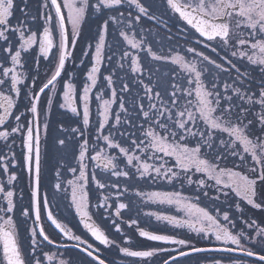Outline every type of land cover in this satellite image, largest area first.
I'll return each instance as SVG.
<instances>
[{
    "label": "snow or ice",
    "instance_id": "1",
    "mask_svg": "<svg viewBox=\"0 0 264 264\" xmlns=\"http://www.w3.org/2000/svg\"><path fill=\"white\" fill-rule=\"evenodd\" d=\"M33 4L0 0V264H117L113 249L128 264H264V0ZM54 106L68 119L53 133ZM49 140L60 156L42 190Z\"/></svg>",
    "mask_w": 264,
    "mask_h": 264
},
{
    "label": "flooded vegetation",
    "instance_id": "2",
    "mask_svg": "<svg viewBox=\"0 0 264 264\" xmlns=\"http://www.w3.org/2000/svg\"><path fill=\"white\" fill-rule=\"evenodd\" d=\"M33 6L35 7V0ZM90 25L91 22H89L88 25H85L83 30H82V37L80 41L78 42V47L76 51V55H79L80 49L83 48L84 44L86 41L90 39V37L93 35L94 32V26H92V29L90 30ZM175 31V29H173ZM203 50V49H201ZM207 54L213 55L215 58V54H212L208 52ZM45 62L42 61L41 63V79H43V72L45 70ZM67 70L68 71H73V66L71 64L67 65ZM22 106V105H21ZM70 115V114H69ZM68 119L67 116H64L60 110L55 109L54 106V111H53V116H52V130L53 133L55 132L56 128V121H64ZM42 150L44 154V163H43V175H42V190H47L50 188L51 184L53 183V174H54V168L57 164V160L59 159L60 154L56 151V149L53 147L51 141L49 140L47 144V148L45 149L44 142L42 141ZM70 178V177H68ZM26 176H21L20 184L21 186H24L26 184ZM170 190V189H168ZM25 191L27 189L25 188ZM26 203V201H25ZM95 203V201H93ZM52 208L54 209V214L57 215L58 218L64 219L67 222L70 223V226L74 228V230L77 232V234L81 235H86L84 233V230L82 229V225L79 223V219L75 214V211L73 208L68 206L67 201H61L59 203V206H57L56 202L54 201L52 203ZM149 210H155V211H174L172 209H166L164 206H152L150 209L145 208L144 211H149ZM250 215L253 217H259L262 215V213L259 210H250L249 212ZM44 216V212L42 209V218ZM125 219L128 217L125 216ZM135 218V214H133V217ZM141 219V226L142 227H150V229H160V230H166V226L164 224L158 223L154 220H149L147 223H145V218L143 216L140 217ZM104 225L107 227L108 222L104 221ZM125 227L126 231H129L127 229L126 225H122ZM45 229L49 233L50 237L53 239H57L59 241V236L57 235L56 231L54 230L53 227L50 226L49 222H45ZM21 235L24 237V244L27 246L28 240H27V233L25 232L23 226L21 225ZM110 233L114 234V229H109ZM189 236L194 237V234L188 233ZM90 239V242H92L90 237H86ZM114 238L119 239L118 236H115ZM140 243L142 244H148L151 246H157L156 242H148L144 240V238H140ZM194 243H196L197 246H207V242L205 241H200L198 238H194L193 240ZM97 246H100L103 250V246L99 245L98 242ZM105 256H108L110 259H114L117 261V264H119V261L121 259L125 260V264H128V258H124L122 254L117 255L116 250L113 249L112 251H106ZM68 255L76 258L77 260H83L84 257L81 253H79V250H71ZM212 258H231V259H241L246 262V264H256V258L255 257H246L242 253H217V252H209V253H194L189 257H183L180 258L181 264H207V261L212 259ZM90 259V258H88Z\"/></svg>",
    "mask_w": 264,
    "mask_h": 264
}]
</instances>
